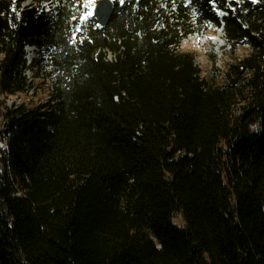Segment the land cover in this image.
Here are the masks:
<instances>
[{"label": "trees", "instance_id": "1", "mask_svg": "<svg viewBox=\"0 0 264 264\" xmlns=\"http://www.w3.org/2000/svg\"><path fill=\"white\" fill-rule=\"evenodd\" d=\"M112 1L0 0V264H264V0Z\"/></svg>", "mask_w": 264, "mask_h": 264}, {"label": "rangeland", "instance_id": "2", "mask_svg": "<svg viewBox=\"0 0 264 264\" xmlns=\"http://www.w3.org/2000/svg\"><path fill=\"white\" fill-rule=\"evenodd\" d=\"M94 7L95 5L90 6L91 13L93 12ZM222 35V30H218L217 32L210 34L209 39H203L202 41L198 40L197 38L189 39V41H186L183 44L182 50L184 52H192L197 57L201 69L205 73L211 72L212 66L217 70L223 71L221 54L226 49V42L223 40ZM217 39H219L220 43L216 41ZM34 49V47L26 48L27 61H29V63L32 65V68H30L26 74L31 80H36V75H38L40 72L41 74H45L46 72V69L41 68L43 65H45L46 60L44 59H46V54L37 56V53ZM40 79H42V76L38 78V80ZM48 96L49 95L44 90H38V92L33 95V101L31 103L34 104L40 101L46 102ZM173 224L178 226L183 224L182 217L180 215L175 217L173 219Z\"/></svg>", "mask_w": 264, "mask_h": 264}, {"label": "water", "instance_id": "3", "mask_svg": "<svg viewBox=\"0 0 264 264\" xmlns=\"http://www.w3.org/2000/svg\"><path fill=\"white\" fill-rule=\"evenodd\" d=\"M113 12L114 2L112 0H100L93 9V16H95L98 24L103 28L112 18Z\"/></svg>", "mask_w": 264, "mask_h": 264}, {"label": "snow or ice", "instance_id": "4", "mask_svg": "<svg viewBox=\"0 0 264 264\" xmlns=\"http://www.w3.org/2000/svg\"><path fill=\"white\" fill-rule=\"evenodd\" d=\"M100 2V0H87V5H86V7L87 6H93V5H97L98 3ZM125 2H126V0H118V3L120 4V5H124L125 4ZM257 2V0H252V3H256ZM41 11H43V9H41ZM195 15V14H194ZM87 16H92V13H87ZM73 19H75V17L73 18ZM80 20H85L86 19V17L85 16H81L80 18H79ZM201 27H203V25H201ZM77 32H79L80 31V27H76V29H75ZM0 147H2V146H0Z\"/></svg>", "mask_w": 264, "mask_h": 264}, {"label": "built area", "instance_id": "5", "mask_svg": "<svg viewBox=\"0 0 264 264\" xmlns=\"http://www.w3.org/2000/svg\"><path fill=\"white\" fill-rule=\"evenodd\" d=\"M108 58H109V55H108ZM31 80V79H30ZM29 94H31L30 96H33L34 95V89H32L31 90V92L29 93ZM23 101H22V98L21 97H19L18 99H16V98H12V99H7L6 100V104L8 105V106H12L13 104H15V105H21V104H23L22 103Z\"/></svg>", "mask_w": 264, "mask_h": 264}, {"label": "bare ground", "instance_id": "6", "mask_svg": "<svg viewBox=\"0 0 264 264\" xmlns=\"http://www.w3.org/2000/svg\"><path fill=\"white\" fill-rule=\"evenodd\" d=\"M216 41H218L220 43L219 39H217Z\"/></svg>", "mask_w": 264, "mask_h": 264}]
</instances>
